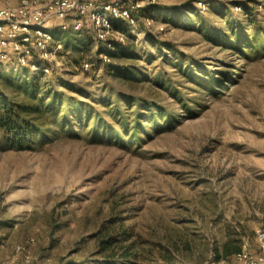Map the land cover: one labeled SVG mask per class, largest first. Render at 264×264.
I'll return each instance as SVG.
<instances>
[{"label": "rangeland", "instance_id": "obj_1", "mask_svg": "<svg viewBox=\"0 0 264 264\" xmlns=\"http://www.w3.org/2000/svg\"><path fill=\"white\" fill-rule=\"evenodd\" d=\"M198 1L153 7L154 27L142 18L126 34L127 54L111 63L95 36L73 32L68 17L67 30L53 26L65 50L50 77L1 66V93L25 103L35 102L33 82L35 103L54 87L63 102L69 95L97 103L122 91L179 124L153 132L135 152L65 133L26 149L0 148V264H114L123 255L125 264H232L236 247L259 252L264 53L246 56L236 45L252 42L256 22L264 30V0H204V12ZM126 65L138 80L117 75ZM46 118V128L57 129Z\"/></svg>", "mask_w": 264, "mask_h": 264}, {"label": "trees", "instance_id": "obj_2", "mask_svg": "<svg viewBox=\"0 0 264 264\" xmlns=\"http://www.w3.org/2000/svg\"><path fill=\"white\" fill-rule=\"evenodd\" d=\"M255 24L257 25V22ZM256 25L252 42L245 40L236 45V49L241 54L250 56L253 50L264 53V30ZM116 28L122 30L123 33L129 31L124 23L116 25ZM165 44L171 45L170 43ZM106 53L114 60L122 54H127V51L124 45L116 44L113 50L106 51ZM131 69L133 68L130 65L121 66L118 68L117 75L138 80L140 73ZM200 78L204 82V77ZM194 81L196 82V79ZM23 85L27 88L28 84ZM35 85L34 82L31 83L29 89L31 98L37 102L39 92ZM47 94L50 95H46L47 100L42 99L43 102L25 103L7 97L0 91V148L2 150L26 149L35 143L42 145L45 137L51 136L53 140L58 134L65 133L70 137L84 139L90 144L121 146L135 152L151 138L153 132L173 130L179 124L178 117L165 111L161 106H155L153 103H131V98L122 94V91L117 94L112 93L106 98L102 97L97 103L81 101L69 95L65 97L64 102L59 101L61 93L55 92V87ZM114 96L116 101H112ZM96 105L103 106L105 110L97 109ZM186 109L191 115L194 114L191 107H186ZM48 115L51 116V122L56 124L57 129L46 128L42 122V119H47ZM102 242L101 246L104 248L105 243ZM108 248L109 246L104 250ZM229 249L227 243L224 251L229 253ZM235 250L240 251L238 247ZM128 259V255H123L122 259L114 261V264H125Z\"/></svg>", "mask_w": 264, "mask_h": 264}, {"label": "built area", "instance_id": "obj_3", "mask_svg": "<svg viewBox=\"0 0 264 264\" xmlns=\"http://www.w3.org/2000/svg\"><path fill=\"white\" fill-rule=\"evenodd\" d=\"M165 0H0V68L14 65L22 72L36 77H50L51 62L63 54V42L56 38L53 26L59 22L60 29L67 30L66 18H71L73 32L89 31L98 44L104 63L112 58L106 51L116 44L124 43L127 33L116 28L125 24L129 29L139 26L142 19L147 28L154 27L152 8ZM199 11L204 12L209 3L197 2ZM159 27V31H164ZM90 64L82 68L89 70ZM259 252L247 249L234 255L232 264H264V230L257 231ZM23 251L16 247V253ZM28 264H39L29 260ZM211 264H222L216 260Z\"/></svg>", "mask_w": 264, "mask_h": 264}]
</instances>
